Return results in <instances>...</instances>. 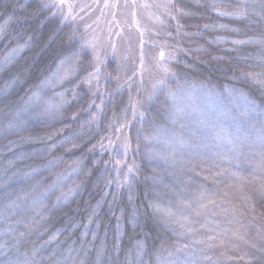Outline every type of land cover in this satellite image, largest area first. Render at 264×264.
I'll return each mask as SVG.
<instances>
[{
    "label": "snow or ice",
    "instance_id": "snow-or-ice-1",
    "mask_svg": "<svg viewBox=\"0 0 264 264\" xmlns=\"http://www.w3.org/2000/svg\"><path fill=\"white\" fill-rule=\"evenodd\" d=\"M203 6L219 17L247 22L244 39L216 37L210 41L254 49L238 57L237 65L231 69V78L247 86V94L235 87L225 89L230 101L242 102L244 110L240 117H228L214 106H206L199 112L190 110L197 94L211 99L216 95L214 90L203 83L187 80L181 83L168 65L157 63L155 68L159 75L152 82L146 99L152 101L163 97L165 105L171 101L168 121L173 128L157 126L152 135L143 137L147 142L146 156L152 172L151 176L143 177V196L136 190L141 167L135 160L127 163L128 153L133 150L132 123L126 116L120 122L114 114V122L108 126L112 134L101 136L98 144L102 151L111 150L118 144L123 159L114 161V178L111 174L105 178L106 190L100 193L95 205L89 204L82 219L69 215L65 208L83 190V183L76 181L91 174L84 163L85 154L72 159L62 172L55 169L65 163L64 157L52 155L43 166L30 167L27 171L14 170L11 176L6 174L0 178V264H220L221 260L264 264V0H207ZM31 7L23 0H0V9H3L0 12V41H7L0 51V73L15 69L5 87L0 89V134L7 138L12 133L19 138L10 142L9 150H12L11 145L48 141L45 147L34 150L33 154L46 156L54 151L74 152L82 146L86 135L84 124H80V131L68 135H64L63 128L44 137L25 136L24 133L63 123L69 105L80 95L78 89L81 85H87L90 91L95 86L96 91L92 95H96L100 91L104 59L97 51L95 36L90 40L84 35L77 37L73 30L68 42L71 45L79 40V50L73 51L71 56L55 54L58 59L55 70L42 73V78L31 83L24 96L12 100L9 89L28 83L32 75L30 66H18L23 53L35 46L34 34L22 35L31 26L30 20L46 12L48 15L39 21L40 27L57 16L63 26L73 10V5L67 0H41L39 7L29 12ZM65 7L67 13L64 12ZM124 7L133 9L131 15L138 31L137 9H144L150 19L161 25L165 22L162 17L175 20L178 35L183 27L180 18L196 15L178 6L175 0H163L161 3L124 0ZM85 8L90 6L81 5L80 10ZM119 8V0L114 3L104 0L101 8V17H112L110 34L113 24L120 26L116 11H113ZM72 19L76 17L72 16ZM15 25L20 27V33L15 32ZM88 27L91 26L86 25ZM203 27L205 30L218 27L232 33L241 32V29L229 28L226 24H205ZM140 35L142 38L143 32ZM183 35L194 37L201 33L185 32ZM111 47L115 54V45L111 44ZM44 48H49V44L45 43ZM88 48L93 52V70L79 77L75 58ZM237 50L236 47L226 49L230 52ZM164 55L161 51V60ZM170 58L175 59V53L170 54ZM212 59L224 60L225 57L213 56ZM144 71L141 47V84ZM131 79L129 77L128 81ZM69 84L71 87L66 86ZM120 87L123 85H118L117 90ZM137 92L139 94L140 90ZM140 103L139 99H130L133 120L139 115L143 128L144 113H138ZM94 104L93 100L89 109ZM101 105L96 106L95 112L89 111L85 122L95 124L97 129L103 113ZM69 119L76 121L77 114L73 113ZM176 125H179V131L175 129ZM153 142L163 145V150L149 147ZM140 143L138 130L137 153L140 152ZM95 148L93 144L87 151L91 153ZM120 154L118 151L117 155ZM28 155L22 152L16 159L24 160ZM194 161L198 163L194 164ZM225 162L227 166H224ZM13 163L9 161L10 166ZM196 167L207 172L203 180L211 178L214 187L197 183L190 176L186 180L182 178L186 170L192 172ZM46 171L50 173L47 177L44 176ZM165 174L172 175L176 182L165 183ZM113 186L115 191H107ZM121 195L126 199H120ZM105 204L110 213L107 221L100 215ZM60 213L67 216L63 226L50 227ZM253 228L255 232L251 231ZM124 237H127V244Z\"/></svg>",
    "mask_w": 264,
    "mask_h": 264
},
{
    "label": "trees",
    "instance_id": "trees-1",
    "mask_svg": "<svg viewBox=\"0 0 264 264\" xmlns=\"http://www.w3.org/2000/svg\"><path fill=\"white\" fill-rule=\"evenodd\" d=\"M23 2L32 5L28 9L31 12L34 8H38L41 0H23ZM115 0H109V3H114ZM130 2V0H129ZM141 0H138V3ZM148 2L161 3L163 0H148ZM180 7H184L185 10L196 13L194 16L180 18V24L183 27L180 29V34H177L176 21L170 20L167 17L164 19V24H158L154 20L150 19L144 9H137L138 15L136 20L139 22V31L137 24L133 22L131 12L133 9L124 7V0H119L120 8L116 11V19L120 22V26L112 25V32L109 33V21L112 17H101V8L103 7L104 0H67L68 4L73 5L72 16L76 19L73 20L72 16L65 21L63 26L60 25V17L57 16L54 20L45 22L43 27H40L39 21L44 19V16L48 13H43L37 19L30 20V27H27L22 33L26 36L28 34H34L35 46L30 50H26L23 53V59L20 60L18 66L28 65L32 68V75L29 77V82L25 84H17L9 89V95L12 100H18L25 95V91L29 85L36 81L37 78H42L41 74H47L49 70H55L56 63H58L57 56L55 54L69 55L73 51L79 50L80 41H74L71 45L68 42V36L75 30L77 37L84 35L86 39H92L96 37L98 44L97 51L100 52L104 59V64L101 67V77L99 81L100 91L96 95H92L95 92V86L90 91L87 85H81L78 89L80 93L77 100L73 101L69 105V110L66 112L63 123H55L51 128H36L30 132L24 133L25 136H40L44 137L47 133H52L56 129H64V135H68L71 132L80 131V124H84L83 131L86 135L83 138L82 146L74 152L54 151L52 154L46 156L35 155L34 150H39L45 147L48 141L44 142H32L25 143L20 146L11 145L10 142L18 140L19 138L12 133H9L7 138H4L3 134H0V178L5 177L7 174L11 176L14 170L27 171L30 167H39L45 165L52 155L63 156L65 163L59 168L55 169L56 172H62L72 159L79 157L82 153L85 154L84 163L89 169L90 175L81 176L77 183H83L84 187L80 195L70 202L69 206L65 208V212L69 215H74L77 220L84 217L85 211L89 204L95 205L96 201L100 199V193L105 191V178L111 174L114 178L115 173L112 171L113 164L116 159H123L122 149H119L117 144L115 148L111 150L102 151L99 147L98 141L101 136H108L112 133L109 131V125L114 122L115 119L123 122V118L126 116L132 123L131 135L133 139V150L128 153L127 163L131 164L133 160L141 167V176L139 182L136 185V190L142 197L145 191V184L143 177L151 176V168L146 156V148L143 137L145 135H152L153 130L158 125H166L168 119V109L171 107V101L167 104H163V97L158 99L154 98L152 101H148L146 98L151 89L152 82L158 77L155 65L157 63L168 65L173 72L179 77L180 82L185 80L191 81L195 84L203 83L207 87L214 90L216 93L215 100L211 104L227 114L228 117H240L243 112L242 102L236 100H229L226 88L235 87L241 89L247 94V86L240 84L237 80L232 79L231 69L238 63V57H241L249 52L254 51L251 46H233L230 43H210L215 40L216 37H225L228 39H244V31L247 26V22L235 21L225 17H219L214 12L206 9L203 5L207 0H175ZM227 2V0H225ZM97 4L99 6H97ZM81 5H89L90 8H85L84 11L80 10ZM3 9H0L2 12ZM155 11V9H153ZM64 12L67 13L68 9L65 7ZM82 17V19H81ZM99 18V19H98ZM2 22V21H0ZM219 25L226 24L229 28H239L240 33H232L224 29L216 27L204 29V25ZM86 25L91 27L86 28ZM198 26V27H197ZM60 28L59 31H56ZM15 32L20 33V27L14 26ZM35 30V31H34ZM143 32L141 38L140 33ZM185 32H200L199 36H185ZM116 33H119L117 35ZM168 33H171L169 36ZM251 35V33H249ZM110 36V41H109ZM141 39L143 44L141 45ZM7 41H0V51H3L4 45ZM16 41L13 40L12 44L15 45ZM48 43L49 48L45 49L44 44ZM111 44L115 45L116 52L113 54ZM141 47L144 53L145 71L143 73V84H141V72H140V52ZM236 47L237 51H226V49ZM197 49H206V51H197ZM187 50V51H184ZM164 52V58L161 60L160 52ZM175 53V59L170 58V54ZM127 56L128 59H124ZM213 56L225 57L224 60H213ZM243 63V61H239ZM93 52L91 48L86 49L79 53L75 58V66L78 68V76H86L88 72L93 70ZM185 65H188L186 67ZM15 69L0 73V89L5 87V84L11 78V73ZM135 73V75H133ZM131 77V81L128 78ZM129 83H131V89H129ZM170 83H175L171 81ZM95 85V82H94ZM118 85H123L118 89ZM71 87V85H66ZM137 89L140 90L139 94ZM2 99V97H0ZM130 99L136 101L139 99L141 103L138 105V113H144V126L141 128L139 122V115L133 120V112L130 106ZM95 104L89 109V105L92 101ZM101 100L103 104L101 105ZM198 107L191 106L190 110L199 112L203 110L209 104L206 102H200ZM208 104V105H205ZM101 105L103 113L99 121V128H96L95 124L89 125L85 123L88 120L89 111L95 112L96 106ZM205 105V106H203ZM73 113L77 114L76 121H71L69 118ZM64 125H68L64 128ZM140 131L141 143L140 152L135 151L136 145V133ZM114 135V134H113ZM107 145V140H104ZM93 144L96 148L93 152L87 151ZM120 155H117V152ZM204 150L201 149V152ZM28 153L29 155L24 160H17L16 156L20 153ZM9 161H14L10 166ZM98 161V163H95ZM105 162L107 163V171L105 170ZM198 161H194V164ZM224 166H227L226 162ZM200 172L201 175L197 176L196 173ZM207 172H202L201 168L196 167L195 171L187 172L182 176L183 179H188L189 176L193 178L197 183H205L207 187H214L211 178L204 181L203 176ZM50 173L44 172V176H49ZM165 183H175L176 179L172 175H164ZM151 181H149V184ZM107 191H115V186ZM111 199V196L108 197ZM120 199H126L121 195ZM101 217L107 221L110 217L107 204L103 206L100 211ZM67 219L64 213H60L53 219L50 227L58 228L63 226V222ZM259 224V221L257 222ZM255 232V228L251 229ZM102 234V233H101ZM47 239V236L44 237ZM63 239V237H61ZM166 239V238H165ZM175 241V237L172 238ZM2 242V241H0ZM124 242L127 244V237H124ZM151 243V241H149ZM111 244V236L109 237V245ZM123 258V257H121ZM220 264H247L246 261H227L221 260Z\"/></svg>",
    "mask_w": 264,
    "mask_h": 264
},
{
    "label": "rangeland",
    "instance_id": "rangeland-1",
    "mask_svg": "<svg viewBox=\"0 0 264 264\" xmlns=\"http://www.w3.org/2000/svg\"><path fill=\"white\" fill-rule=\"evenodd\" d=\"M214 97H216V96H214ZM214 97H212L211 99H209V98L204 97V96H202L200 94H197V97L193 99L191 106L198 107V105L201 104L200 102H205V103L207 102L209 105L208 104H205V105L211 106V104L214 102L213 100H215ZM205 105H203V106H205ZM165 124H166L165 126L164 125H158V126H164V127L169 128V129L173 128V125L168 121V119H167V122ZM175 129H176V131H179L180 130L179 129V125H176L175 126ZM149 147H154L157 150H163V148H164L163 145L156 144L155 142H153L152 144H150ZM147 163H149V161Z\"/></svg>",
    "mask_w": 264,
    "mask_h": 264
}]
</instances>
